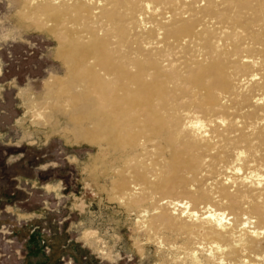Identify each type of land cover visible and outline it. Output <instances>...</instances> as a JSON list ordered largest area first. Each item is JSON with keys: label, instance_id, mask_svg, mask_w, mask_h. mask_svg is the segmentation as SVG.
Returning a JSON list of instances; mask_svg holds the SVG:
<instances>
[{"label": "bare ground", "instance_id": "1", "mask_svg": "<svg viewBox=\"0 0 264 264\" xmlns=\"http://www.w3.org/2000/svg\"><path fill=\"white\" fill-rule=\"evenodd\" d=\"M203 1L26 3L34 18L70 15L105 43L72 66L99 99L87 131L140 149L109 174L112 188L128 208L148 204L141 229L180 253L171 264H264V0Z\"/></svg>", "mask_w": 264, "mask_h": 264}, {"label": "rangeland", "instance_id": "2", "mask_svg": "<svg viewBox=\"0 0 264 264\" xmlns=\"http://www.w3.org/2000/svg\"><path fill=\"white\" fill-rule=\"evenodd\" d=\"M25 3L0 0V264H171L180 253L141 229L148 204L128 208L112 188L109 174L140 149L87 131L92 114L100 116L99 99L87 96L89 80L72 66L85 50L100 57L105 43L72 16L39 20ZM72 23L75 35L66 34ZM157 234L170 245L188 243Z\"/></svg>", "mask_w": 264, "mask_h": 264}, {"label": "crops", "instance_id": "3", "mask_svg": "<svg viewBox=\"0 0 264 264\" xmlns=\"http://www.w3.org/2000/svg\"><path fill=\"white\" fill-rule=\"evenodd\" d=\"M70 85H72V83ZM70 87H71L70 89H72V86H70Z\"/></svg>", "mask_w": 264, "mask_h": 264}]
</instances>
